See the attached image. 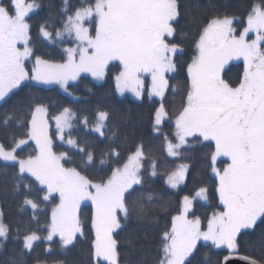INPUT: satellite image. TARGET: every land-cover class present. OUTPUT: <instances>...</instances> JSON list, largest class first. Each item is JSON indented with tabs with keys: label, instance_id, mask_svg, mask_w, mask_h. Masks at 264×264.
I'll use <instances>...</instances> for the list:
<instances>
[{
	"label": "snow or ice",
	"instance_id": "snow-or-ice-1",
	"mask_svg": "<svg viewBox=\"0 0 264 264\" xmlns=\"http://www.w3.org/2000/svg\"><path fill=\"white\" fill-rule=\"evenodd\" d=\"M64 5L59 27L49 23L51 16L39 26V35L50 44H74L63 48V62H53L35 55L31 47L29 19L41 8L38 0H0V102L29 80L59 85L65 92L82 73L102 80L109 64L116 61L120 70L114 77L115 87L121 95L131 92L141 98L145 76L151 78L148 96L160 98L153 118L154 131H159L169 116L164 103L170 87L168 74L177 71V57L184 54L185 45L191 44L193 55L186 63L185 96L174 120L176 142L165 137L167 152L180 157L181 149L190 146V141L214 146L209 160L217 180L219 203L205 217V228L201 217L194 214V201L209 200L207 187H199L194 195H184L178 213L171 217L170 228L162 233L155 264H190L201 241L213 249L236 252L242 230H254L258 222L264 224V0L252 5L239 26L238 16L216 13L204 22L194 19L192 22L198 25L195 32L181 27L179 0H84L71 13L67 0ZM249 34L254 38L249 39ZM33 57L30 74L26 61ZM234 60L243 61L242 74L235 81L225 76L226 66ZM172 90L175 93L176 88L173 86ZM30 114L31 119L26 120L23 111L13 108L0 120L5 127L15 123L27 129L22 138L13 137L9 145L0 143V160L16 166L13 192L23 187L31 193L35 188L41 201L58 197L59 202L51 210L47 235L41 237L36 231L25 234L23 250L30 252L34 241L51 242L57 236L59 248L66 250L74 246L78 236L85 235V228L90 225L94 232V264H120L115 235L122 229V221L132 214L129 198L144 184L143 144L136 146L122 166L110 168L106 178L94 180L84 174L96 164L94 152L71 136L65 139V130L70 132L73 127L71 109L64 108L52 117L55 135L70 149L77 150L83 168L66 167V163H74L73 157L68 151H54L48 108L33 101ZM108 119L107 111L97 112L92 131L101 138L106 137ZM84 123L87 124V117ZM29 141L35 147L21 157L17 150ZM112 156H120L114 146L101 154L99 163L107 164L106 158ZM221 157L226 158L222 168L217 167ZM189 170L187 163L178 165L167 175V185L177 188L186 181ZM156 174L153 161L150 175ZM26 177L32 180L26 182ZM145 195L149 202L153 201L151 193H141L140 198ZM135 202L133 199L131 203ZM23 204L34 212L40 207L27 194ZM89 204L90 216L82 219V206ZM2 217L0 212V238L6 240L10 227ZM205 259H209L208 253ZM224 259L227 261L228 257ZM242 259L258 264L248 256ZM13 264L18 262L14 260Z\"/></svg>",
	"mask_w": 264,
	"mask_h": 264
},
{
	"label": "trees",
	"instance_id": "trees-1",
	"mask_svg": "<svg viewBox=\"0 0 264 264\" xmlns=\"http://www.w3.org/2000/svg\"><path fill=\"white\" fill-rule=\"evenodd\" d=\"M7 2V0H5ZM41 8L31 14L29 23L32 25L31 35L35 55L52 61H63V48L68 41L61 44H50L39 35V26L48 20L55 27L60 26L64 0H38ZM260 0H179L181 9V27L185 31L195 32L198 25L192 21H206L208 16L216 13L236 15L240 17L241 23L253 4ZM84 0H67L69 13L80 7ZM49 30H53L50 28ZM193 55L192 45H185V52L177 57V71L168 74L169 90L165 96V107L169 116L160 126L159 131H154V113L159 107L160 99L149 98L145 93L142 99H136L129 95L122 96L115 87V74L119 70L118 64H111L108 68L106 78L98 82L90 75H82L77 82L71 83L69 92L61 90L57 86H43L33 82H25L0 103V120L5 113L13 108H19L26 115V120L31 119L30 109L32 102L43 103L50 115L55 116L70 108L76 114L71 136L75 138L82 147L92 150L96 156V164L84 174L89 178L99 180L110 174V168L122 166L127 156L135 150L138 144H143L145 152L144 167L142 175L144 184L138 188L136 193L129 198L132 214L127 221H122V229L117 230L115 238L119 241L120 264H155L160 254V242L162 233L170 228L171 217L178 213L184 195H194L199 187H207L209 200L204 202L197 199L194 202V214L200 216L206 227L205 217L210 216L219 203L216 193L217 180L210 168L209 155L213 147L207 143L192 144L181 149L180 157H172L167 152L165 137L172 142L175 141V115L177 114L182 98L185 96L187 82L186 63L190 62ZM243 61L229 64L225 69V76L233 81L242 74ZM173 86L176 88L173 92ZM71 93V94H69ZM107 111L109 119L106 122V137L101 138L99 134L88 130L83 123L85 117L89 124H95L98 111ZM26 127L12 123L5 127L0 123V143L9 145L13 137L22 138L26 133ZM113 133L115 135L113 136ZM108 137H111L109 139ZM116 147L120 153L119 158L107 157L108 163H99L101 154L108 151L110 147ZM34 143L18 149L21 157H26L34 149ZM58 152L68 151L73 157L74 163H66L73 167L79 166L80 155L77 150L62 143H55ZM155 161L157 174L150 175L151 164ZM180 162L190 165L186 181L178 189L167 185L165 177ZM226 158H220L218 167L225 166ZM16 171L14 163L0 160V206L3 213V221L10 227L8 238L1 240L0 264H94L91 257L92 240L94 232L89 227L85 228V235L78 236L74 246L62 250L59 248V237L49 242L46 240L34 241L33 250H23V237L30 231H36L41 237L47 235L46 226L50 223L51 210L59 202L55 200L43 202L39 199L35 188L31 193L21 187L19 192H13L12 175ZM26 177V182L31 181ZM151 193L153 201L140 198V194ZM36 200L40 205L34 210L23 204L25 195ZM40 193L39 196H42ZM135 203L132 204V200ZM143 209L141 212L140 209ZM222 210V206H221ZM91 208L82 206L81 217L85 219L90 216ZM17 228L20 232L17 233ZM238 253L247 255L264 264V224H259L254 230H242L238 235ZM51 248V251L46 249ZM23 251V256L21 253ZM208 253L209 259H205ZM229 253L226 249H213L206 242L198 244L197 251L190 257V264H222L224 256Z\"/></svg>",
	"mask_w": 264,
	"mask_h": 264
},
{
	"label": "rangeland",
	"instance_id": "rangeland-1",
	"mask_svg": "<svg viewBox=\"0 0 264 264\" xmlns=\"http://www.w3.org/2000/svg\"><path fill=\"white\" fill-rule=\"evenodd\" d=\"M257 4V3H256ZM240 18V17H239ZM241 21V19L240 20H238L236 23H237V26H239V24L241 23L240 22ZM252 38H254V35L253 34H249V39H252ZM71 46H74V44L73 43H70V42H67V44L65 45V47H71ZM239 61H242V60H239ZM34 62V57L31 59V60H29V61H26V66H27V68L29 69V73L31 74V67H32V63ZM53 62H63V61H53ZM232 62H236L235 60L234 61H231L229 64H231ZM113 64L115 63V64H118L119 65V63L118 62H116V61H114V62H112ZM112 63H110L109 64V66H108V68L110 67V65L112 64ZM227 66H229V65H227ZM226 66V67H227ZM119 70H120V66H119ZM119 70L117 71V73L116 74H118V72H119ZM107 72H108V69L106 70V74H105V77H104V79H102V80H97V79H95L94 77H92L90 74H87V73H82L81 74V76L82 75H90L92 78H94L96 81H98V82H103L104 80H105V78H106V75H107ZM115 74V75H116ZM80 79V78H79ZM78 79V80H79ZM25 82H33V83H36V84H39L38 82H36V81H31V80H29V81H25ZM25 82H23V83H25ZM77 82V81H76ZM71 83H74V82H71ZM150 83H151V78L149 77V76H145V89H144V92H143V95H142V97L141 98H137L133 93H131V92H125L122 96H125V95H129V96H131V97H133V98H136V99H142L143 98V96H144V94L145 93H147L148 94V88L150 87ZM39 85H43V86H57V87H59L60 88V86L59 85H44V84H39ZM61 90H63L62 88H60ZM16 90V89H15ZM14 91V90H13ZM64 91V90H63ZM70 91V90H69ZM68 91V92H69ZM119 93V92H118ZM11 94V93H10ZM9 94V95H10ZM120 94V93H119ZM121 95V94H120ZM156 98H158V99H160L159 97H156ZM1 103V102H0ZM70 109V108H69ZM72 111V110H71ZM72 113L74 114V118L72 119V125H74V119L76 118V114L74 113V111H72ZM57 115H59V114H57ZM56 116V115H55ZM52 117H54V116H52V115H50L49 114V112H48V121H49V133L51 134V135H53V139H54V146H55V143L56 142H58V143H64V144H66L65 142H63V141H61L60 139H59V137L58 136H56L55 135V133H56V125H55V121H54V119H52ZM167 119V118H166ZM165 119V120H166ZM83 123H84V120H83ZM173 123H174V121H173ZM84 125L86 126V128L88 129V130H91L92 131V127H93V125L92 124H89L88 123V121H87V124H85L84 123ZM162 126V125H161ZM159 128H160V126H159ZM71 132V131H70ZM69 132V130L68 129H66L65 130V139H67L69 136H71V133ZM94 132V131H93ZM71 138H73L72 136H71ZM73 139H75V138H73ZM30 142V141H29ZM176 141H174L173 143H175ZM67 145V144H66ZM23 147V146H22ZM54 151H56L55 150V148H54ZM56 152H58V151H56ZM221 158H224V157H221ZM220 159V158H219ZM218 159V160H219ZM10 163H13V162H10ZM181 163H183V162H180L178 165H180ZM65 166L66 167H70V166H68V165H66L65 164ZM217 167H218V165H217ZM157 172V171H156ZM166 179H167V176L165 177V181H166ZM183 184V183H182ZM181 184V185H182ZM181 185H179V186H181ZM179 186L177 187V188H174V189H178L179 188ZM203 201V200H202ZM195 202V201H194ZM204 202H206V201H204ZM0 212H2L1 211V206H0ZM203 226V225H202ZM206 228V227H205ZM58 237V236H57ZM54 238H56V237H54ZM4 238H0V245H1V240H3ZM201 242H203V241H201ZM227 250V249H226ZM234 253V252H233ZM40 264H46V263H40Z\"/></svg>",
	"mask_w": 264,
	"mask_h": 264
},
{
	"label": "water",
	"instance_id": "water-1",
	"mask_svg": "<svg viewBox=\"0 0 264 264\" xmlns=\"http://www.w3.org/2000/svg\"><path fill=\"white\" fill-rule=\"evenodd\" d=\"M226 256L228 257L227 261H225V259H224ZM226 256H224V258L222 260V264H249L248 261H245L244 259H242V257L247 256V255H244L241 253H229ZM252 259H254V258H252ZM254 260H256V259H254ZM256 261L258 262V264H262L258 260H256Z\"/></svg>",
	"mask_w": 264,
	"mask_h": 264
},
{
	"label": "bare ground",
	"instance_id": "bare-ground-1",
	"mask_svg": "<svg viewBox=\"0 0 264 264\" xmlns=\"http://www.w3.org/2000/svg\"><path fill=\"white\" fill-rule=\"evenodd\" d=\"M228 67V66H227Z\"/></svg>",
	"mask_w": 264,
	"mask_h": 264
}]
</instances>
